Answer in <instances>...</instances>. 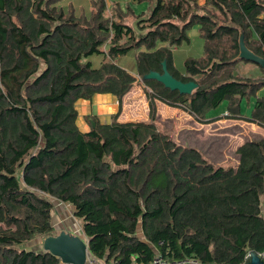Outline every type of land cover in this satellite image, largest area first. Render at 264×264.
Instances as JSON below:
<instances>
[{"label": "trees", "instance_id": "1", "mask_svg": "<svg viewBox=\"0 0 264 264\" xmlns=\"http://www.w3.org/2000/svg\"><path fill=\"white\" fill-rule=\"evenodd\" d=\"M62 0H0V264H62L33 245L57 235L53 200L73 208L90 256L105 264L167 261L242 264L264 254V139L215 164L158 119L157 102L200 124L226 118L264 128V68L240 59L241 42L264 59V0H91L76 16ZM148 2L137 15L131 4ZM198 27L202 54L175 67L174 49ZM135 52L130 72L116 63ZM102 56L95 68L91 57ZM191 94L150 72L163 63ZM259 67L254 77L237 66ZM138 84L148 120L78 123L79 101L112 95L121 106ZM255 98L249 114L242 111ZM226 105L223 116L209 114ZM39 242H36L38 244Z\"/></svg>", "mask_w": 264, "mask_h": 264}, {"label": "rangeland", "instance_id": "2", "mask_svg": "<svg viewBox=\"0 0 264 264\" xmlns=\"http://www.w3.org/2000/svg\"><path fill=\"white\" fill-rule=\"evenodd\" d=\"M106 1H108L107 3H110L112 0ZM120 1L113 0L112 2H118L122 5H126L130 3L131 0ZM59 6L65 11L72 8L75 11L76 16L83 14L89 16L92 9L91 0H62ZM148 7V2L131 4V8L134 9L137 15L147 11ZM196 29L197 27H193L189 31L192 43L184 44L177 48L174 52L175 65L178 70H184V62L187 58L199 57L202 54L203 42L200 37L194 35ZM90 59L93 62L94 67L98 68L101 64L102 56H93ZM116 63L122 68L131 69L130 71H133L134 68H136L135 52L131 51L128 55L118 58ZM236 72L243 77H254L258 75L260 69L258 66L251 63H241L237 66ZM142 89L143 86L136 84L127 94L128 96H124L121 106H118V110H120V116L118 119L125 122H133L135 120L142 121L147 114L149 115L147 107L140 103L141 100L139 99V94ZM141 99H143V97H141ZM133 101H136V103L134 104ZM254 101L255 98L251 99L250 105H248V101L246 100L243 102V113H251L254 107ZM137 102L140 104H137ZM225 112L226 105L223 104L217 110L212 111L209 116L219 117L223 116ZM185 114L189 115L186 112ZM173 115H166L164 117L165 120H163L164 122L162 123L166 127V130L174 136L179 144L202 151L203 154L215 164L225 163L228 160L237 161L238 156L236 155V150L238 147L246 141L264 139V128L246 121L223 118L210 124H200L192 119V117L189 118L186 116L187 118H180V115V117L177 116L178 122L175 123L172 121L176 118L173 117ZM174 124H176V127L173 126ZM53 203L56 211L55 214H60V216L59 218L53 217L52 224L58 229L59 226L56 224L59 222L60 218L61 221H65V226L69 224L68 220L71 219V225L69 224L66 226L67 229H62V231L70 232L73 235L83 236L81 221L74 217L73 208L67 204L59 203L56 200H53ZM59 205L61 207H59ZM74 218L77 219V221H75Z\"/></svg>", "mask_w": 264, "mask_h": 264}, {"label": "water", "instance_id": "3", "mask_svg": "<svg viewBox=\"0 0 264 264\" xmlns=\"http://www.w3.org/2000/svg\"><path fill=\"white\" fill-rule=\"evenodd\" d=\"M240 59L264 68V59L250 51L243 42L240 45ZM143 80H156L166 88L179 91L181 94H191L197 88L196 83H184L171 75L165 62L163 73L150 72L144 76ZM38 242L42 250L59 258L62 264H86L87 257L91 255L87 240L81 235H73L67 231L44 237ZM242 264H264V254L259 255L251 251Z\"/></svg>", "mask_w": 264, "mask_h": 264}, {"label": "crops", "instance_id": "4", "mask_svg": "<svg viewBox=\"0 0 264 264\" xmlns=\"http://www.w3.org/2000/svg\"><path fill=\"white\" fill-rule=\"evenodd\" d=\"M112 1H110V3ZM118 1H120V0H118ZM153 1H155V0H153ZM204 2H205V0H199V3L201 5L204 4ZM110 3H108L109 6H110ZM194 35L199 37V35H198V27H197ZM191 43H192V40H191ZM176 49L177 48H175L173 51L175 52ZM175 67H176V65H175ZM126 70L130 71L131 69H126ZM134 71H135V68H134L133 71H130V72H134ZM140 92H141L139 94V99L141 100L140 103L143 104L145 107H147V110L149 112V104H148L147 97H146L144 89H142ZM141 97H143V99H141ZM133 103L135 104L136 101H133ZM140 103L137 102V104H140ZM118 106H119V102L110 94L95 96L92 101H79L77 103V109L79 111V116H78L79 126L81 127V129H83L85 131H89L90 130V126L87 123V121L85 120V117H87V116L96 117L97 119H99L103 123L110 122L112 116L114 114L118 113V111H119L118 110L119 109ZM157 109H158L157 110L158 111L157 116H158L159 121H161V122H164L163 120H165L164 117L166 115H171V114L172 115L174 114L173 117H176L175 120H172L175 123L178 122V117H180V115H181L180 118H187V117L191 118V116L185 114V112H183V111H181L179 109H176V108H172V107H170V106H168L166 104H163L161 102H157ZM146 120H148V114L144 118V120H142V121H146ZM121 122H125V121H121ZM133 122H138V121L135 120ZM173 126L176 127V124H174ZM59 207H61V206L59 205ZM59 216H60V214L59 215L54 214L55 218H59ZM60 219H59V222L56 224V225L59 226L58 227L59 230L57 229V227H55L54 225L53 226H54L55 229H57L58 231L61 232L62 229H67L66 226H68L69 224L71 225L72 220L69 219L68 220L69 224L65 226V224H64L65 221L63 222ZM74 220L77 221V219H75V218H74ZM62 226H63V228H62ZM82 237H84L85 240H86V237H85L84 233H83ZM36 242H38V241H36ZM36 242H34L33 244L29 245V247L32 246V245L34 247H38L39 245L36 244Z\"/></svg>", "mask_w": 264, "mask_h": 264}, {"label": "built area", "instance_id": "5", "mask_svg": "<svg viewBox=\"0 0 264 264\" xmlns=\"http://www.w3.org/2000/svg\"><path fill=\"white\" fill-rule=\"evenodd\" d=\"M86 264H105L101 261L96 260L92 256H88ZM151 264H198L196 261H184V262H171L167 261L161 257V255H156Z\"/></svg>", "mask_w": 264, "mask_h": 264}, {"label": "clouds", "instance_id": "6", "mask_svg": "<svg viewBox=\"0 0 264 264\" xmlns=\"http://www.w3.org/2000/svg\"><path fill=\"white\" fill-rule=\"evenodd\" d=\"M40 246V245H39Z\"/></svg>", "mask_w": 264, "mask_h": 264}]
</instances>
